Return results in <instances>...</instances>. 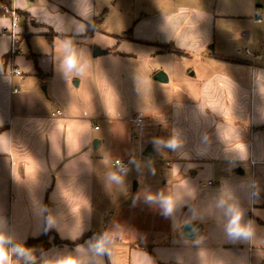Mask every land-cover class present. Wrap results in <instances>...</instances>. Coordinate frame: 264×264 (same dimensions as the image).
<instances>
[{"label":"crops","instance_id":"crops-1","mask_svg":"<svg viewBox=\"0 0 264 264\" xmlns=\"http://www.w3.org/2000/svg\"><path fill=\"white\" fill-rule=\"evenodd\" d=\"M12 1L18 26L0 17V252L46 231L80 243L30 262L9 250L5 264H264V3L154 0L131 41L103 23L86 36L103 0ZM228 19L243 25L225 36ZM143 133L170 144L171 176L144 189L165 207L122 206L106 224L96 203L129 174L115 160L135 142L156 157Z\"/></svg>","mask_w":264,"mask_h":264},{"label":"rangeland","instance_id":"rangeland-1","mask_svg":"<svg viewBox=\"0 0 264 264\" xmlns=\"http://www.w3.org/2000/svg\"><path fill=\"white\" fill-rule=\"evenodd\" d=\"M154 0H103L104 4L102 10L104 12V22L102 25V30L115 35H122L128 32L135 21L139 19L142 14L151 13L156 9L153 3ZM165 1L166 7L173 6L177 0H161ZM215 0H207V5L213 6ZM260 3H264V0H260ZM228 3L225 0L224 3ZM264 5V4H260ZM243 23L238 20L228 19L223 22H219V27L222 29V34L228 36V32H236L240 30ZM224 29V30H223ZM228 40V39H227ZM236 45L231 44V51L233 52ZM237 47V46H236ZM251 49V48H250ZM240 54L243 52L241 48L237 47ZM236 49L234 51H237ZM146 136L144 133L143 137ZM144 146L147 147L148 144H153L157 148L155 158H147L141 154L140 149L137 148V143L135 142L134 149L132 150L131 157L127 159L128 162V176L127 179L118 178L112 179L109 182V188H106L105 199L103 204L100 202L96 203V214L105 213L106 224H109L110 220L113 219L114 214L119 211V207L129 206L136 203L145 205L146 209H154L156 205L161 204L156 200L154 194L145 192V185L151 184V187L162 188L163 183L169 179L171 176V170L167 167V159H169L168 151L170 149V144L167 140L157 139L155 135L150 134L146 136ZM147 141V142H146ZM126 181V182H124ZM141 183L140 190L133 193V188L135 183ZM125 185H124V184ZM132 198H135L132 199ZM122 202V203H121ZM161 207H165V203H162ZM42 242H31L26 243L21 246H10L7 251L13 250L16 255L23 257L27 262H30L39 255L42 251L47 249L51 245L56 244L58 240L52 236L47 235ZM78 245V244H76ZM72 246V245H69ZM74 246V245H73Z\"/></svg>","mask_w":264,"mask_h":264},{"label":"built area","instance_id":"built-area-1","mask_svg":"<svg viewBox=\"0 0 264 264\" xmlns=\"http://www.w3.org/2000/svg\"><path fill=\"white\" fill-rule=\"evenodd\" d=\"M263 10L262 8H258V15L256 16V22L260 23L261 19L260 16L262 15ZM2 17L8 18L10 20V24H11V29L13 30L14 28H16L18 26V24L21 21V16L18 13V11L16 10L15 6L13 5V1L11 0L10 5H6L3 8V14ZM6 31L8 29H5ZM11 30V31H12ZM8 32L4 31V36H6ZM246 54H249V50L245 51ZM17 75L20 74V72L16 71L15 72ZM58 114L60 115L61 112H58ZM134 128L139 132L142 133L145 130V126H144V118L143 116H139L138 118H136L134 120ZM115 167L117 168L118 172L120 174H126L127 173V169H128V162L121 160V159H117L114 162ZM210 186L214 185L212 182H209Z\"/></svg>","mask_w":264,"mask_h":264},{"label":"trees","instance_id":"trees-1","mask_svg":"<svg viewBox=\"0 0 264 264\" xmlns=\"http://www.w3.org/2000/svg\"><path fill=\"white\" fill-rule=\"evenodd\" d=\"M10 2H11V0H0V17H2L4 6L10 5ZM103 21H104V14L101 15L100 17L96 18L95 23L92 24V25H90L88 27V30L86 32V36L87 37H91L95 32H97L100 29V26L102 25ZM131 34H132V29H130L128 32L122 34L121 36H118V38L120 40H131L132 41L133 39L131 37ZM163 48L168 53L179 54V52L173 47V45H167V46H164ZM47 235L54 236L58 240V242L56 244H59V245L64 244V245H72L73 246V245H76V244H79L80 243V241H77L75 243L62 242V241H60L58 239L57 235L54 232H52V231H46L41 238H39V239H30L27 242V244L28 243H31V242H42V241H44L43 239ZM3 253L6 254L7 253V249H4V252ZM153 258H154V261H155V257L154 256H153Z\"/></svg>","mask_w":264,"mask_h":264},{"label":"water","instance_id":"water-1","mask_svg":"<svg viewBox=\"0 0 264 264\" xmlns=\"http://www.w3.org/2000/svg\"><path fill=\"white\" fill-rule=\"evenodd\" d=\"M108 52L103 51L101 49H99L98 47H94L93 49V56L94 57H99L102 55L107 54ZM154 80L160 82V83H168V76L164 73V72H158L154 75L153 77ZM147 157H154V148L151 146L144 154ZM239 173H242L239 171ZM137 188V183H135L134 185V190H136ZM200 229V225L197 223H189L185 226L184 230H183V236L184 238L187 239H193L195 237V234L197 233V231Z\"/></svg>","mask_w":264,"mask_h":264},{"label":"clouds","instance_id":"clouds-1","mask_svg":"<svg viewBox=\"0 0 264 264\" xmlns=\"http://www.w3.org/2000/svg\"><path fill=\"white\" fill-rule=\"evenodd\" d=\"M0 264H5V257L2 252H0Z\"/></svg>","mask_w":264,"mask_h":264}]
</instances>
